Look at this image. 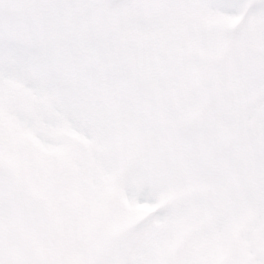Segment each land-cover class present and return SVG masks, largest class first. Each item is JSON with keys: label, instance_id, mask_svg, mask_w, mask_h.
<instances>
[{"label": "snow or ice", "instance_id": "obj_1", "mask_svg": "<svg viewBox=\"0 0 264 264\" xmlns=\"http://www.w3.org/2000/svg\"><path fill=\"white\" fill-rule=\"evenodd\" d=\"M0 264H264V0H0Z\"/></svg>", "mask_w": 264, "mask_h": 264}]
</instances>
